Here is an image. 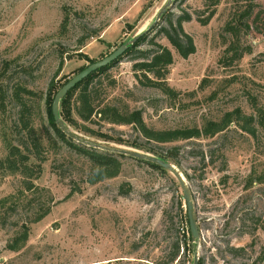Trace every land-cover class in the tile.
<instances>
[{"label":"rangeland","instance_id":"1","mask_svg":"<svg viewBox=\"0 0 264 264\" xmlns=\"http://www.w3.org/2000/svg\"><path fill=\"white\" fill-rule=\"evenodd\" d=\"M166 1L0 0V82L10 87L21 81L34 89V121L39 131H51L49 91L147 30ZM211 1L175 0L170 8L173 18L192 16L183 23L196 45L187 58L166 37L156 38L173 51L168 82L176 97L137 81L133 63L139 52L126 54L100 83L110 102L142 109L152 128H202L238 110L253 117L256 136L236 122L213 137L165 143L147 140L132 125L100 126L78 118V128H71L114 147L149 152L87 135L83 127L164 154L178 147L175 164L193 192L203 264H255L264 249V0H222L216 8ZM212 9L214 16L203 24ZM157 22L166 26L168 19ZM152 47L144 42L138 51ZM17 112L14 105L0 109V161L8 142H16ZM44 157L42 173L33 180L37 192L24 190V175L0 166V264H167L172 241L190 238L183 190L171 171L126 155L116 177L91 183V162L69 145H48ZM46 209L31 225L25 246L9 250L22 223ZM195 247L191 240L182 243L171 264H190Z\"/></svg>","mask_w":264,"mask_h":264},{"label":"trees","instance_id":"2","mask_svg":"<svg viewBox=\"0 0 264 264\" xmlns=\"http://www.w3.org/2000/svg\"><path fill=\"white\" fill-rule=\"evenodd\" d=\"M221 1L222 0H212L210 4L216 8ZM215 10L216 9H212L206 18L201 19L203 24H208L214 16ZM167 12L162 15V19H168V24L166 26L160 25V23L157 22L149 27L137 42L130 46L123 55L109 65L92 72L67 93L60 102V114L64 121L68 126L76 128H78V118L91 124H100V126L104 123L111 125H132L133 128L147 140L160 143L200 137H213L226 130L232 122H236V125L243 131L256 136V126L253 117L243 116L238 110L226 113L219 120H208L202 128L194 126L175 129H155L147 124L142 109L121 107L107 99L108 93L104 91L103 83H100L102 80L101 77H103V75L126 54L132 52H139V55H137L138 57L134 58L133 70L137 81L141 85L158 88L169 96L176 97L178 95L177 90L171 87L168 82L171 66L175 62L173 51L167 45L156 40V38L158 36L166 37L183 58H187L190 54L194 53L196 51V45L193 37L185 31L183 26L184 21L191 20L192 16L188 13H181L177 15L176 18H173L170 9H168ZM144 42L152 44L153 47L146 51H138V47ZM63 64L64 59L62 58L60 68ZM85 67L86 66H82L79 71ZM112 82L111 84H115V81ZM100 85H102V87ZM57 91L58 90H50L46 98V103L48 102L49 105V126L51 127V131L46 127L43 133L39 131L34 121V100L38 97L37 92L21 81L10 87H4L2 82H0V109L5 111L8 105H14L18 109L17 119L14 121L15 132H17L18 136L15 143L11 141L8 142V153L7 156L0 161V166L6 168L10 173L24 175L26 178L24 181V190L37 192L38 188L33 180L39 178L42 173V161L45 160L44 153L46 147L48 145L57 146L60 141L69 145L76 153L84 155L91 162V173L87 179L91 183H96L106 178L116 177L122 170V159L125 158L126 155L81 144L66 135V133L58 127L52 112V103ZM83 130L87 135L144 149L154 153L156 156L175 163V154H177L178 147L164 154L154 148L129 141L122 136H116L101 128L86 125L83 127ZM32 157L39 159L40 162L31 163ZM141 161L163 172H169V170L157 164L145 160ZM259 180L263 182L264 178H260ZM48 211L49 209H46L33 219L24 221L21 227L17 229L16 233L9 240L7 248L16 252L21 250L30 239L32 232L31 225L41 220ZM184 237V239L183 237H177L172 241L167 264H171L177 259L182 248V243L189 245L191 237L189 236L190 238L188 239L186 235H184ZM230 249L233 250V247ZM121 261L122 260H118V264H121ZM189 261L190 264H193V257H191ZM164 262L165 261L160 262L156 260L148 264H164ZM179 264H185V261ZM200 264H203L202 258H200ZM255 264H264V249L260 252Z\"/></svg>","mask_w":264,"mask_h":264},{"label":"water","instance_id":"3","mask_svg":"<svg viewBox=\"0 0 264 264\" xmlns=\"http://www.w3.org/2000/svg\"><path fill=\"white\" fill-rule=\"evenodd\" d=\"M175 0H167L166 3L162 6V8L158 11L154 22L150 25L153 26L159 21L163 14H165L168 9H170ZM146 30L137 33L134 37L127 42L121 44L118 48L112 51L107 56L94 61L88 64L85 68L80 70L76 73L73 77H71L67 82L63 84V86L57 91L53 103H52V112L54 119L58 125V127L66 133L69 137L73 138L75 141L84 144L89 147L102 149L109 152L124 154L127 156H131L140 160L149 161L151 163L157 164L162 168H165L171 171L176 178L178 179L181 188L183 190L184 198L186 201V208H187V215H188V222H189V229H190V237L191 242L195 244L194 256H193V264H200V256H199V245H200V227L198 223V216L195 208V200L193 196V192L182 172V170L172 161H168L163 159L155 154L150 152L141 151L135 148L129 147H114L110 145H106L101 141L92 140L86 136L79 134L78 132L74 131L67 123L64 121L60 114V102L61 100L67 95V93L73 89L77 84H79L83 79H85L88 75L92 72L98 70L101 67L107 66L110 63L114 62L118 59L121 55H123L126 50L135 44L137 40L141 37Z\"/></svg>","mask_w":264,"mask_h":264},{"label":"flooded vegetation","instance_id":"4","mask_svg":"<svg viewBox=\"0 0 264 264\" xmlns=\"http://www.w3.org/2000/svg\"><path fill=\"white\" fill-rule=\"evenodd\" d=\"M200 232H201V229H200ZM200 238H201V233H200Z\"/></svg>","mask_w":264,"mask_h":264}]
</instances>
